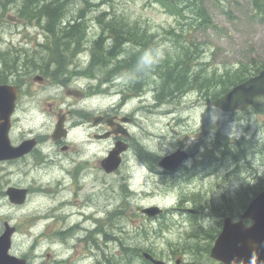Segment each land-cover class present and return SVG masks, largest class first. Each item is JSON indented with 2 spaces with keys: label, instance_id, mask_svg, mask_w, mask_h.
I'll return each instance as SVG.
<instances>
[{
  "label": "rangeland",
  "instance_id": "rangeland-1",
  "mask_svg": "<svg viewBox=\"0 0 264 264\" xmlns=\"http://www.w3.org/2000/svg\"><path fill=\"white\" fill-rule=\"evenodd\" d=\"M90 1L91 7L83 0L71 1L68 7L69 19L79 16L81 8L85 9L86 26H83L82 46L86 48L80 55L72 57V61L65 57L64 59L69 60L66 61L60 57L68 54V50L63 46H54L55 36L47 33L45 36L43 26L14 16L20 0L11 5L4 0L6 6L2 7L0 4V60L7 45L19 44L28 49L40 44L37 52L42 55L41 60L46 64L55 60L57 68L63 66L64 71L82 65L80 60L86 64L90 46L100 33L101 25L96 17L103 12L108 19L115 16L117 21L124 19L128 22H137L140 26H135L136 28L144 29L152 36L154 45L151 48L164 46L165 59L146 74L141 72L140 86L145 91L142 96L130 95L120 106L122 114L131 116L133 120L128 125L131 134L128 138L130 144L122 153L117 175L97 170L96 164L100 157L98 152H101L102 148L101 143L96 142L89 145L87 152L89 166L80 174V185L71 182L66 174L71 166L69 163L68 167L70 162L68 155L59 154L54 165L34 168L26 173L23 179L25 183L35 181L45 187L51 185L52 190L42 197L32 196L25 207V230L28 231V224L34 221L37 212L43 214L51 211L56 216H67L68 226L75 225L73 234L68 237V243L55 245L54 237L43 236H25L19 239L18 243L21 245V242H24V250L35 245L33 255L36 256L37 262L43 264H55L52 259L54 252L58 256L60 254L59 259L71 256L74 259L72 264H97L96 259L101 260V264H147L138 251L131 252L129 257L122 249L123 245H134L137 240L135 237L137 226L145 224L150 225L149 231L156 228V233L151 237H143V245L147 244V238H156L160 248L154 249V256L167 261V264H176V258L181 259L179 264H216L203 253L204 240L195 243L198 239L188 238V231L192 228L194 233L197 232L200 228L197 226L199 220L204 226L208 225L206 228L216 225L219 217L216 221L214 217L205 214L199 219V214L192 218L194 215L187 213L184 223L179 213H164L156 220L150 221L141 218L143 216L139 207L154 203L171 208L177 203L180 204L183 194H188L197 209L204 208L215 200L220 204L216 211L228 209L236 213L241 208V199L234 197L231 201L222 202L219 197L231 193H236L238 197L245 196L246 189L253 195L260 188H264V97L257 100L244 114H228L212 106V99L204 94L207 91L205 86L196 85L177 92L173 90V93L170 85L164 82L163 74L181 59L183 68L187 65L192 67L188 72L191 80L194 75L198 76L199 80L204 79L203 77L212 78L209 88L217 87L218 83L220 85L234 76H247L249 74L247 69L254 70L264 64V14H258L250 0H177L184 8L181 14L179 9L178 13L172 11L176 14H171V9L154 0ZM188 3L190 6L186 7ZM192 9H200V13L206 14L207 21ZM113 27L117 32V26ZM55 35H61V32ZM129 48L131 47L123 46L118 55ZM104 72L105 70L100 73L98 69H94L92 74L101 77ZM214 73L219 81L213 79ZM180 74L182 73L176 72L173 76L176 78ZM133 77L134 73L116 78L115 86L104 85L101 87L103 91L99 89L97 93L92 94L94 92H90V88L86 87L88 80L81 76L77 78L83 86L80 94H63L65 87L58 86L59 108L77 111V108H100L109 104L118 106L122 95L126 94L122 93V90L131 88L130 82ZM72 81L71 85L74 86ZM107 89L113 93L105 94ZM161 92L163 95H160ZM69 115L75 116L71 113ZM71 134L80 140L86 136L82 127L74 129ZM222 135L233 136L232 139L238 138L234 151L241 153L238 155L241 156L240 165L227 174L224 170L237 164V158H233L235 164L226 159L225 164L217 162L211 166L210 153L208 154L209 150L216 151L219 155L220 151L228 149L214 147L213 141L215 138L220 139ZM243 135H248V138ZM110 143L111 141H105V151L108 150ZM74 144L79 146L77 141H74ZM175 145H185L193 152L195 166L201 172L208 173L211 167H215L216 176L225 180V184L219 186V178L214 181L210 175H186L183 183L171 185L170 181L174 176L161 174L156 160L174 150ZM143 150L155 155L154 163L150 165V162L143 158L145 157L142 154ZM124 184L127 191L123 188ZM57 211L62 215H58ZM58 220L65 224V220L60 217ZM45 221L36 220L33 230L39 232ZM52 222L47 219L48 225H52ZM96 226L101 230V233L96 235L99 250L86 242L79 243L77 250L69 247L74 242L71 237L84 235L85 230H92ZM159 227L164 229L158 231ZM90 235L91 239L95 238L93 232ZM47 252L50 254L49 257L46 256Z\"/></svg>",
  "mask_w": 264,
  "mask_h": 264
},
{
  "label": "flooded vegetation",
  "instance_id": "flooded-vegetation-1",
  "mask_svg": "<svg viewBox=\"0 0 264 264\" xmlns=\"http://www.w3.org/2000/svg\"><path fill=\"white\" fill-rule=\"evenodd\" d=\"M38 47H40V44H35L34 47L28 49L23 48V45L19 44L7 45L3 50L0 60V68L2 67L0 69V85L3 86L2 92L0 93V144L2 143L5 152L10 154L8 157L0 160V238L4 235L6 236L0 248L7 244L8 253L18 258H24L26 260L25 264L43 263L37 262L36 256L30 255L35 245L29 247L31 250H24V242H21L20 245L18 243L19 239L25 236L54 237L55 241L53 244L56 245L59 243L60 245H64L68 243V237L73 234V229H75V225L68 226L69 224H67L66 221L68 219L67 216H56L50 211L43 214L37 212L34 215V221L28 224V231L25 230V207L30 202V199H32V196L40 195L42 197L43 195L49 194L52 190L51 185L45 187L41 184H37L35 181L25 183L23 179L26 173L34 168H45L46 166L54 165L57 158H59V154L68 155L70 161L68 162V167L70 166L69 163H71V166L66 171V174H68L71 182H76L80 185V174L82 170L89 166L87 152L90 143H101L102 150L98 152L100 157L98 158L96 168L98 171L102 170L105 172L101 166L102 160L110 149L117 145V141H124L129 147L130 143H128V138H130L131 134L128 130V125L133 120L131 116H128L130 119L128 122L120 121L119 118L123 116L120 107L124 103L122 99H120L118 106L117 104H109L100 108H77V111L72 109L62 110V108H59L58 86L59 88L65 87L63 94H80V89L83 86L77 80L79 74L73 75V69L64 71L62 66L59 69L62 68L60 72L63 73L59 76L60 72L59 69H57L56 61L53 60L51 63L46 64L45 61L41 60L42 55H39L37 52ZM75 67L78 68V66ZM73 77H76V79L72 81ZM115 79L116 75H108V77L106 76L102 78V80H96L94 84L88 83L86 87L90 88V92H94L92 94H95L97 93L96 91L101 89L105 84L106 80L108 82V87H111ZM71 81L74 86L71 85ZM132 84L136 86L134 82H132ZM136 92L137 91L131 88V94L135 95L137 94ZM260 98L262 97L255 98L254 102L243 111H231L226 113L244 114L253 107ZM69 113L75 116L71 117ZM118 122L120 124H118ZM80 127L86 132L85 138L81 140L75 138L71 134L74 129ZM58 129L59 133L57 132ZM122 129L128 131L126 137L122 136L120 132ZM222 136L225 140L222 137H220L221 140L215 138L213 141L214 147L223 149L226 147L228 149L220 151L219 155H217L216 151H209L211 153L209 161L211 166L217 162L219 164H225L226 159H229L230 162L235 164L233 158L236 157L238 163L233 166L234 168L227 167L224 170L227 174L240 165L241 156L238 155L241 153L240 151H234L235 141H238V138L232 139L231 137L233 136L230 135ZM243 137L248 138V135H243ZM106 140L111 141L107 151H105ZM74 141H77L79 146L74 144ZM84 145L86 152L83 151ZM83 153L86 154L84 155ZM173 153H182L184 156L179 160L176 166L170 169H165L159 165L162 156L156 160L155 155L149 151L145 153L143 150L142 154L145 155V157H142L150 162V165L156 160V163L160 166L161 174L173 175L174 179L170 181L171 185H180L185 181L186 175H210L214 181L219 178V186L225 184V180H222L220 176H216L217 170L215 167H211L208 173L201 172L200 169L195 166V156L193 152L185 147V145H175L174 150L166 155ZM223 158L225 159L223 160ZM246 164L248 165V162H246ZM114 173L117 175V169ZM152 173L154 174L155 172L152 171ZM78 189L80 190L79 187ZM234 197L241 199L242 203L240 202V205L243 207L249 202L252 195L246 189L245 196L240 195L238 197L236 193H231L230 195L224 194L219 197V200L228 202L229 200H233ZM195 206L196 204L193 203V199L188 194H183L180 204L176 205L174 210L180 213V217L185 223V218L187 219V208L191 207L197 209ZM219 207L220 204L213 200V210H217ZM197 210L199 214L200 209ZM240 212L241 208L238 209L236 213L233 210L224 209L220 215V219L224 215V217L227 216L233 221H237L240 219ZM57 214L62 215L60 212ZM142 216L141 218L144 220L148 219L145 215L142 214ZM59 217L65 220L64 225L58 220ZM40 219L46 220L44 222L45 225H42L41 230L36 232L33 230L35 229V221ZM47 219L53 221L52 225L47 224ZM134 221L136 222L137 219ZM242 221L246 226L251 222L248 218ZM149 227L150 225L140 224L137 226V232L139 233L142 228L149 229ZM219 227L221 229L222 223L216 222V228L219 229ZM97 228L98 226L94 227L92 230H85L86 233L84 235L71 237L74 242L72 245H69V247L77 250V245L79 243L82 244V242H86L89 246L91 244V246L99 250L100 247L97 246L96 235H99L101 230ZM158 231H161L160 227ZM92 232L95 238L92 237L91 239L90 234ZM155 233L156 228H151L148 236L136 234L135 237L137 240L132 248L140 252L148 249L154 253V249L160 248L158 247L160 244L158 240L156 238H147V244L143 245L142 238L151 237ZM218 233L217 230L216 235ZM57 248L59 247L57 246ZM46 256L49 257L50 254L47 252ZM59 256L55 254V252L53 253L52 259L55 264H72L74 260L71 256L65 259H59ZM96 263L101 264V260L98 261L96 259ZM216 263L220 264L217 261Z\"/></svg>",
  "mask_w": 264,
  "mask_h": 264
},
{
  "label": "trees",
  "instance_id": "trees-1",
  "mask_svg": "<svg viewBox=\"0 0 264 264\" xmlns=\"http://www.w3.org/2000/svg\"><path fill=\"white\" fill-rule=\"evenodd\" d=\"M15 1L17 0H7V2L10 4ZM71 1L75 0H20V4L16 7L14 12L15 17L26 20L30 23L34 22L38 26H43L45 32L47 31L48 33L52 34L53 37L55 36V47L56 45H58L59 47H66V50H68V54L65 53L64 57H60L61 60H63L65 57H67L68 59L72 58V56H74L76 52L81 49L83 43L82 39L84 38L83 26H86L84 18L85 9L81 8L79 10V16L69 19L67 10L70 6ZM154 1L161 4L163 7L171 9V14L178 13L177 9H179L181 14V12L183 11L182 9H184L180 3H177V0ZM83 2L87 6L89 5V7H91L92 5L90 0H83ZM250 2L254 10L258 11V14H264V0H250ZM2 3H4L3 0H0V4ZM189 6L190 3H188L186 7ZM172 11L176 13H173ZM192 11L196 12L198 15L203 16L207 21L206 14L200 13V9H192ZM104 15H106L105 12L98 15L96 17L97 22L102 27V34L108 33L109 36L113 38L114 44L113 48L111 47L110 49V54L106 55L110 50H105L104 48H102L104 47L103 38L99 36L98 39L95 40L92 48V64L96 65L99 69L101 67L108 66L107 63L109 57L114 56L116 51L118 54L119 51L123 48L122 45L126 42L124 45L127 44L128 46H133L136 50H139L137 52H126L123 55V58H117L115 65L109 68L108 71L111 74L116 75H127L134 73L135 77V74L137 73L136 64L142 50L146 47L151 48L154 45V40L151 35L147 34L146 30H139L135 27L140 26L137 24V22H128L124 19H120V21H117V18L115 16L108 19ZM113 26H117V32H115L116 30ZM58 32H61V35H55ZM58 41H61V43L58 44ZM98 53L100 55H98ZM103 64H105V66ZM257 68L258 66L256 67V69ZM176 72H181L182 74L178 75L175 78L173 75ZM188 72L189 65H187L186 68H183V61L181 62L180 59V61L175 62V64L172 65L169 70L163 74L164 82L170 85L172 92L173 90L174 92H177V90H185L192 86L195 87L196 85H200L201 87L205 86L207 88L205 94L215 97L228 90L230 86L244 79L240 76H234L232 78H229L227 81L221 82L220 85L218 83L217 87L209 88V85L212 83L211 77H203L204 79L199 80L197 79V76L194 75L193 79L191 80L188 76ZM140 79L141 77L133 81L136 86H133V84L131 83V88L133 90L137 91L139 89L141 81ZM217 81H219V78L217 79Z\"/></svg>",
  "mask_w": 264,
  "mask_h": 264
},
{
  "label": "water",
  "instance_id": "water-1",
  "mask_svg": "<svg viewBox=\"0 0 264 264\" xmlns=\"http://www.w3.org/2000/svg\"><path fill=\"white\" fill-rule=\"evenodd\" d=\"M3 86H0V92ZM264 94V67L254 76L242 81L231 88L225 95L213 101V104L224 110L244 109L253 97ZM121 120H125L121 118ZM1 129V128H0ZM126 134V130H120ZM126 145L117 142L108 156L102 161V167L106 172L113 171L121 162L120 153ZM7 153V154H6ZM3 144H0V159L8 157ZM184 155L177 153L161 159L160 163L172 168L177 165ZM143 212L152 216L159 212L157 207L143 209ZM250 217L253 223L244 227L241 222L232 223L226 219L223 229L214 246L210 250V256L221 260L225 264H264V191L260 192L248 205L242 217ZM6 236L0 238V246ZM143 256L153 264H164L162 260L155 259L151 254L144 252ZM0 264H25V259H18L7 253V244L0 248Z\"/></svg>",
  "mask_w": 264,
  "mask_h": 264
},
{
  "label": "clouds",
  "instance_id": "clouds-1",
  "mask_svg": "<svg viewBox=\"0 0 264 264\" xmlns=\"http://www.w3.org/2000/svg\"><path fill=\"white\" fill-rule=\"evenodd\" d=\"M165 59L164 46L159 45L145 50L138 58L136 69L143 74L151 71L152 68ZM208 225L205 224V227Z\"/></svg>",
  "mask_w": 264,
  "mask_h": 264
},
{
  "label": "bare ground",
  "instance_id": "bare-ground-1",
  "mask_svg": "<svg viewBox=\"0 0 264 264\" xmlns=\"http://www.w3.org/2000/svg\"><path fill=\"white\" fill-rule=\"evenodd\" d=\"M5 3H6V2H5ZM10 5H11V4H10ZM12 6H13V5H12ZM16 7H17V6H16ZM14 8H15V7H14ZM15 9H16V8H15ZM14 12H15V11H14ZM40 30H41V29H40ZM86 33H87V32H86ZM85 35H86V34H85ZM50 40H51V39H50ZM87 44H88V43H87ZM88 45H89V44H88ZM88 47H89V46H88ZM61 48H62V47H61ZM119 55H120V54H119ZM70 56H71V55H70ZM72 57H73V56H72ZM75 57H76V56H75ZM63 60H66V59H63ZM67 60H68V59H67ZM67 60H66V61H67ZM100 62H101V61H100ZM100 62H99V64H100ZM41 63H42V62H41ZM105 63H106V62H105ZM108 63H109V62H108ZM108 63H107V65H108ZM76 65H77V64H76ZM103 65L105 66V64H103ZM74 67H75V66H74ZM1 68H2V67H1ZM191 68H192V67H191ZM57 69H58V68H57ZM61 69H62V68H61ZM196 69H197V68H196ZM0 72H1V71H0ZM59 72H60V70H59ZM59 72H58V73H59ZM74 72H75V71H74ZM198 72H199V71H198ZM112 73H113V72H112ZM116 73H117V72H116ZM193 73H194V72H193ZM199 74H200V73H199ZM77 75H78V74H77ZM62 77H63V76H62ZM82 77H83V76H82ZM197 77H198V76H197ZM110 78H111V77H110ZM107 79H108V78H107ZM109 80H110V79H109ZM111 80H112V79H111ZM106 81H107V80H106ZM133 88H134V87H133ZM154 88H155V87H154ZM165 88H166V87H165ZM165 88H164V89H165ZM143 89H144V88H143ZM152 89H153V88H152ZM157 89H158V88H157ZM162 89H163V88H162ZM138 90H139V89H138ZM138 90H137V91H138ZM148 90H150V89H148ZM148 90H147V91H148ZM154 90H155V89H154ZM158 90H159V89H158ZM160 91H161V90H160ZM160 91H159V92H160ZM177 91H178V90H177ZM183 91H184V90H183ZM144 92H145V91H144ZM167 92H168V91H167ZM136 93H137V92H136ZM173 93H174V92H173ZM182 93H183V92H182ZM161 94H162V92L160 93V95H161ZM135 95H136V94H135ZM162 95H163V94H162ZM173 96H174V95H173ZM173 96H172V97H173ZM97 97H98V96H97ZM162 98H163V97H162ZM163 99H164V98H163ZM167 108H168V107H167ZM158 110H159V109H158ZM176 114H178V113H176ZM179 117H180V116H179ZM150 133H151V132H150ZM204 147H205V146H204ZM205 150H206V148H205ZM213 150H214V149H213ZM209 151H210V150H209ZM209 151H208V152H209ZM211 151H212V150H211ZM204 152H205V151H204ZM205 153H206V152H205ZM209 153H210V152H209ZM209 153H208V154H209ZM210 154H211V153H210ZM216 165H217V164H216ZM201 169H202V168H201ZM206 176H207V175H206ZM77 226H78V225H77ZM81 229H82V228H81ZM30 261H31V259H30ZM33 264H34V263H33Z\"/></svg>",
  "mask_w": 264,
  "mask_h": 264
}]
</instances>
